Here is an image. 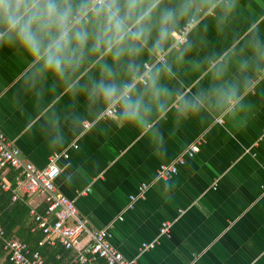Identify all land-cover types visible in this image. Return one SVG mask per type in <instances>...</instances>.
Wrapping results in <instances>:
<instances>
[{"label":"crops","instance_id":"1","mask_svg":"<svg viewBox=\"0 0 264 264\" xmlns=\"http://www.w3.org/2000/svg\"><path fill=\"white\" fill-rule=\"evenodd\" d=\"M249 22L260 24L264 34V0H238L223 29L209 18L205 46L186 59L239 49ZM23 67L20 55L0 48V127L40 168L53 153L68 152L58 161L59 190L75 200L90 225L110 229L113 244L125 257L136 264H264V78L245 95L242 116L217 112L177 119L172 109L158 124L163 136L156 141L142 138L131 125L122 128L106 117L94 118L95 110L86 106L84 97L65 95L55 77L43 83L45 93L38 98L21 83ZM186 70L184 66L179 75L195 91L193 85L206 78L197 80L191 73L185 75ZM53 112L65 133L55 148L45 132ZM73 115L82 122L75 132L65 122ZM89 121L90 131L83 127ZM198 136L203 137L199 152L188 157L178 173L157 178L159 166L171 162ZM144 183L149 184L144 197L128 208L131 195ZM23 196L30 211H45L41 197ZM165 220L173 221L172 234L159 237ZM158 237L155 246L141 251L143 243ZM73 255L69 251L64 258L60 253L57 259L68 264ZM45 260L52 264L50 257Z\"/></svg>","mask_w":264,"mask_h":264},{"label":"clouds","instance_id":"2","mask_svg":"<svg viewBox=\"0 0 264 264\" xmlns=\"http://www.w3.org/2000/svg\"><path fill=\"white\" fill-rule=\"evenodd\" d=\"M238 0H0V48L24 61L21 83L42 98L43 83L55 77L70 98L83 96L92 116L117 127H135L159 141L158 124L202 113L242 116L245 95L264 78V34L247 24L239 49L186 59L205 46L203 32L211 18L223 29ZM205 25L202 29L201 25ZM191 37V38H190ZM187 66L197 80L186 85L179 72ZM173 81L175 83L173 84ZM69 131L82 124L65 121ZM49 143H63L56 113L48 116ZM91 121L83 124L89 131Z\"/></svg>","mask_w":264,"mask_h":264},{"label":"built area","instance_id":"3","mask_svg":"<svg viewBox=\"0 0 264 264\" xmlns=\"http://www.w3.org/2000/svg\"><path fill=\"white\" fill-rule=\"evenodd\" d=\"M218 121L222 122L223 119L218 118ZM202 143L203 137L198 136L171 162L161 164L157 170V178H166L178 173L187 158L199 152ZM68 156V152H55L49 157L46 166L40 168L22 154L21 149L0 127L1 177L7 175L11 169L17 172L13 200L24 194L29 197L39 196L46 202L44 212L35 208L30 211L36 227L44 234L40 244H61L66 250L73 251L74 255L68 264H136L135 260L125 257L113 244L112 233L108 227L98 229L90 225L88 220L80 215L75 200L59 190L56 184L61 172L58 161L61 157ZM1 186L5 190L11 188L4 179ZM148 187L149 184H142L139 193L131 195L127 207L133 208L136 200L144 197ZM172 226L173 221H163L159 237H170ZM159 237L150 243H143L141 251L155 246ZM0 241L4 243L3 248L14 264H50L39 250L33 251L19 236H6V230L1 223ZM100 260L103 262L100 263Z\"/></svg>","mask_w":264,"mask_h":264},{"label":"trees","instance_id":"4","mask_svg":"<svg viewBox=\"0 0 264 264\" xmlns=\"http://www.w3.org/2000/svg\"><path fill=\"white\" fill-rule=\"evenodd\" d=\"M16 173L11 169L6 176L1 177L0 174V223L6 230V236H20L33 251L39 250L45 258L46 256L50 257L52 264H63V261L57 259V255L61 253L65 258L69 255V251L61 244L56 246L47 243L40 244L44 234L41 229L34 228L36 222L30 217V206L27 203V197L23 196L13 200ZM2 179L10 183L11 188L9 190H3L1 186ZM3 246L4 243L0 241V264H14L10 256L5 254ZM2 258L4 260H1Z\"/></svg>","mask_w":264,"mask_h":264}]
</instances>
